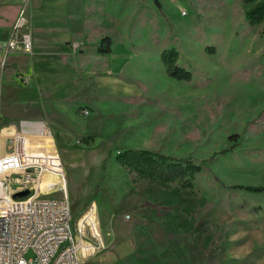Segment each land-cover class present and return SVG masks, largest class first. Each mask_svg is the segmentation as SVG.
<instances>
[{"label":"rangeland","instance_id":"obj_1","mask_svg":"<svg viewBox=\"0 0 264 264\" xmlns=\"http://www.w3.org/2000/svg\"><path fill=\"white\" fill-rule=\"evenodd\" d=\"M158 1L160 7L153 0L85 1L94 20L82 38L99 46L108 37L110 46H127L130 65L139 56L153 63L148 71L142 63L141 80L129 85L145 92L121 106L118 123L105 121L99 130L114 147L111 157L104 160L96 136L68 142L66 193L81 264H264V193L230 188L264 185V24L247 23L243 0ZM59 5L0 0V29L6 36L23 18L35 40L45 41L67 29L55 19ZM78 32L62 46H84ZM170 48L190 80L165 74L159 56ZM87 54V63L104 61ZM8 72H0L4 129L18 127L25 110L11 97ZM149 84L164 91H149ZM127 147L189 157L203 169L192 188L140 178L113 159L116 148Z\"/></svg>","mask_w":264,"mask_h":264},{"label":"crops","instance_id":"obj_2","mask_svg":"<svg viewBox=\"0 0 264 264\" xmlns=\"http://www.w3.org/2000/svg\"><path fill=\"white\" fill-rule=\"evenodd\" d=\"M47 1L51 2V7L60 4L57 9H54L57 13L55 19L63 18L68 31L66 29L63 33H52L54 36L52 38V35L49 34L45 41L40 42L38 39L36 41L31 34L32 53H17L10 57L6 71H9L12 89L15 88L11 97L18 98L20 102H23L25 110L23 116L19 118L21 121L19 126L13 128L5 126L6 129L3 127V133L10 135L25 122L43 120L52 131V143H56L55 150L62 158L64 169L65 163H70L72 159L68 150V142L75 137H80L81 140V138L89 136L92 137L89 142H92L93 136H96L95 145L104 143L105 154L103 152L100 154H104L105 160L112 156H108V152L114 147L109 145L108 140H101L99 130L105 127V121L106 125L107 123H118V112L121 106L131 98L141 96L145 92L146 88L132 93L129 85L141 80L139 73L142 68L141 64H145L147 66L145 69L148 71V67L151 68L150 64L153 61L139 56V58L133 59V64L130 65L129 62L132 58H129L126 53L127 46H110L108 53H102L98 51L99 46H91L96 44V41L90 42V39L85 36L82 38L81 35L85 32V28L89 29L87 28L88 20H94L89 9H86V0L72 3L69 0ZM70 20L76 21V23H70ZM57 23L59 24V22ZM77 30L79 38L84 39V46L78 47L77 50H72L69 46H62V42L74 37ZM106 34L108 33L104 35ZM8 35L7 33L5 36L4 29H0V38H6ZM88 52L93 53L96 57H102L100 53L105 55L104 61L87 63L84 57L88 55ZM159 61L162 63L160 56ZM17 70L24 76L20 77L14 73ZM153 86L148 85L149 91L151 88L156 93L164 91L159 86ZM83 109H87L89 113L84 115ZM53 146L51 144V149ZM92 156L94 157V153L87 156V160Z\"/></svg>","mask_w":264,"mask_h":264},{"label":"built area","instance_id":"obj_3","mask_svg":"<svg viewBox=\"0 0 264 264\" xmlns=\"http://www.w3.org/2000/svg\"><path fill=\"white\" fill-rule=\"evenodd\" d=\"M26 29L20 18L9 35L0 38V72L14 54L32 53ZM52 136L43 120L25 122L4 134L0 117V264H81L62 158L51 149ZM22 191L27 193L14 196Z\"/></svg>","mask_w":264,"mask_h":264},{"label":"trees","instance_id":"obj_4","mask_svg":"<svg viewBox=\"0 0 264 264\" xmlns=\"http://www.w3.org/2000/svg\"><path fill=\"white\" fill-rule=\"evenodd\" d=\"M155 5L160 7L158 0H153ZM247 8L244 17L249 25L264 24V0H243ZM106 43V46H103ZM110 40L108 37L102 39L98 51L108 53L110 51ZM207 51H213L207 48ZM161 61L165 67L167 76L177 80H190L191 71L177 63L178 52L174 48L162 51ZM92 137L81 138V141L88 143ZM110 149L108 156L113 154ZM113 159L121 166L128 167L140 178L170 183L177 181L182 189L192 188L193 179L203 166L189 157H176L159 151L144 148L117 149ZM232 189H240L254 193H264V185H231Z\"/></svg>","mask_w":264,"mask_h":264},{"label":"water","instance_id":"obj_5","mask_svg":"<svg viewBox=\"0 0 264 264\" xmlns=\"http://www.w3.org/2000/svg\"><path fill=\"white\" fill-rule=\"evenodd\" d=\"M26 193H27V191H22V192H18V193H16L14 196L25 195Z\"/></svg>","mask_w":264,"mask_h":264},{"label":"bare ground","instance_id":"obj_6","mask_svg":"<svg viewBox=\"0 0 264 264\" xmlns=\"http://www.w3.org/2000/svg\"><path fill=\"white\" fill-rule=\"evenodd\" d=\"M81 259V258H80ZM82 260V259H81Z\"/></svg>","mask_w":264,"mask_h":264}]
</instances>
